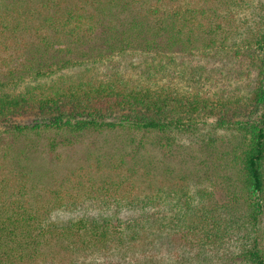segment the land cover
I'll return each instance as SVG.
<instances>
[{
    "label": "trees",
    "instance_id": "1",
    "mask_svg": "<svg viewBox=\"0 0 264 264\" xmlns=\"http://www.w3.org/2000/svg\"><path fill=\"white\" fill-rule=\"evenodd\" d=\"M263 226L264 0H0V264H264Z\"/></svg>",
    "mask_w": 264,
    "mask_h": 264
},
{
    "label": "rangeland",
    "instance_id": "2",
    "mask_svg": "<svg viewBox=\"0 0 264 264\" xmlns=\"http://www.w3.org/2000/svg\"><path fill=\"white\" fill-rule=\"evenodd\" d=\"M250 3H252V2H250ZM237 10H238L237 13L239 14V17H241L244 20V18H248V15L250 14V11L252 9L250 8V6L248 7L247 5H245L243 7H239ZM185 77L186 78H180V79L177 78L176 79V81H177L176 84H179L182 88L188 87V85H189L188 80L190 81L193 78L192 77L191 78H188V75L185 76ZM197 77H198L197 80L199 81V83H201L202 85H207L205 87V89H209L208 87L210 86L211 83H217L218 82V77H215L212 74L203 73V74H198ZM166 80H167V77H166ZM178 80L180 81L179 83H178ZM221 81H224L226 84L229 83L233 87L235 86L233 84L234 83L233 81H228V80H223V79ZM55 82H58V81L55 80ZM240 85H243V84H240ZM233 87H231V88H233ZM223 137L225 139H230L232 141V144L226 143L225 145H220L219 146L220 149L221 148L222 149L223 148L224 149H228L227 147H229V145H231V148H232V146L235 145L236 142H235V140H234V138H233L232 135L226 134ZM104 138H106V137H97V138L96 137H92V139H94V141L95 140L97 141V139H98L100 141V144L101 145L105 144ZM107 138H110V137H107ZM230 140H228V141H230ZM43 142H44V139H41V143H43ZM40 147H41V144L39 143L37 149H39L40 151L38 152V155H37L38 158L35 160L36 163L37 164H42V163L44 164V163H47L49 160H52L45 153L46 152V149L43 148V147L42 148H40ZM78 149L79 150H77V151H71V152L64 151L62 153V155H61L62 156L61 162H59V163H58V161H54V159H53L52 160V162H53L52 165H54V169H57L59 167H63L64 165H66L67 164V160L71 159V155H74V154L77 153L76 154V156H77L79 153L82 154L83 152H85V148L84 147L83 148H78ZM178 151H179V156L182 159V162H183V160L192 161L190 163V168L188 169V167H186L187 168V172L190 173V175L194 171V168H198V164H201L203 162L202 161L203 160V157H205V156H203V154L201 153L200 149L197 146L196 147L195 146H191L189 144H186L184 141L182 142V145H180V147L178 148ZM154 152L156 153V150H154L153 147L152 148L149 147V150L146 153V157H148L150 154L153 155V156H155V153ZM184 166H185V164H184ZM223 186H224V184H223ZM263 235H264V226H263Z\"/></svg>",
    "mask_w": 264,
    "mask_h": 264
}]
</instances>
